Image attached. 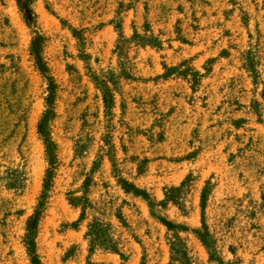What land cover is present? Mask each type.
<instances>
[{
    "label": "rangeland",
    "instance_id": "rangeland-1",
    "mask_svg": "<svg viewBox=\"0 0 264 264\" xmlns=\"http://www.w3.org/2000/svg\"><path fill=\"white\" fill-rule=\"evenodd\" d=\"M31 7L28 26L16 0H0V264H31L26 220L50 168L41 264H180L173 243L188 264H264V0ZM35 35L55 84L52 163ZM93 74L114 76L110 108ZM94 218L114 250L89 252Z\"/></svg>",
    "mask_w": 264,
    "mask_h": 264
},
{
    "label": "trees",
    "instance_id": "trees-1",
    "mask_svg": "<svg viewBox=\"0 0 264 264\" xmlns=\"http://www.w3.org/2000/svg\"><path fill=\"white\" fill-rule=\"evenodd\" d=\"M32 1L33 0H16L17 7L20 13L22 14L25 23L28 26H32V24L35 21V14L31 7ZM135 33L136 32H134V35L140 38L139 43L141 44H146V43L152 44L155 41L154 38H148V36H138L137 33L136 34ZM41 44H42L41 35H35L32 37L30 44V53L34 60L35 67L47 81V91H48L46 96V102L48 104V107L43 112L37 124V131L43 140L46 155L49 157L50 162L52 163L53 160L55 159V153H54L55 144L51 140L48 132V122L51 116L53 115L52 104L54 101L55 84L52 77L48 73V68L46 66V63L43 60L41 54ZM92 77L102 92V97L105 107L110 108V105L113 102V96H114L113 91L117 90V86L113 79L114 76L99 77L93 74ZM109 83H112L113 86H109ZM52 175H53L52 168L46 170V174L43 180L42 193L40 194L39 200L33 210V213L26 220L25 235L23 241L31 264H41L35 251L34 237L36 233L37 224L39 222L42 210L44 208V202L47 196V191L49 189L50 182L53 177ZM88 186H89V178L87 177L84 180L82 187L84 196L80 197V199L83 200L82 204H80L82 211L81 217L84 215L85 205H86L85 203H87L88 201V198L86 197ZM118 218H120V216H118ZM166 225L169 230L175 227V225L172 224H166ZM85 236L88 241L89 252H92L96 248L111 249V250L115 249V245L113 244V241L109 237L107 226L102 222H100L97 218H94L90 222H88ZM172 247L176 252V256H172V259L175 261H179L180 264H188L185 249L182 246L176 245L175 243L172 244Z\"/></svg>",
    "mask_w": 264,
    "mask_h": 264
}]
</instances>
